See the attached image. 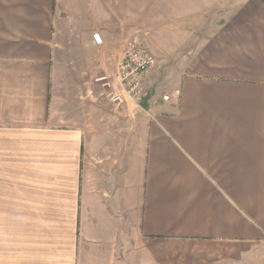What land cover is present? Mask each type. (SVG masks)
<instances>
[{
  "label": "crops",
  "instance_id": "0c3cea01",
  "mask_svg": "<svg viewBox=\"0 0 264 264\" xmlns=\"http://www.w3.org/2000/svg\"><path fill=\"white\" fill-rule=\"evenodd\" d=\"M0 264H264V0H0Z\"/></svg>",
  "mask_w": 264,
  "mask_h": 264
},
{
  "label": "built area",
  "instance_id": "2783aa9c",
  "mask_svg": "<svg viewBox=\"0 0 264 264\" xmlns=\"http://www.w3.org/2000/svg\"><path fill=\"white\" fill-rule=\"evenodd\" d=\"M92 39L96 46L102 45V39L98 32L92 34ZM153 63V56L147 49L142 48L136 42L127 45L114 77L115 86L109 82L103 84L110 88L106 94L107 98L113 103H122L126 98L139 99L143 95V82ZM105 79L103 77L96 81ZM168 99L167 95L162 97L163 101Z\"/></svg>",
  "mask_w": 264,
  "mask_h": 264
},
{
  "label": "rangeland",
  "instance_id": "374dc122",
  "mask_svg": "<svg viewBox=\"0 0 264 264\" xmlns=\"http://www.w3.org/2000/svg\"><path fill=\"white\" fill-rule=\"evenodd\" d=\"M131 43H133V42H131ZM131 43H127V45H129ZM141 46H142V48L146 47L145 49H147V47H148L147 44L146 45L141 44ZM161 64H163V61ZM173 73L174 72H172L170 70H166L163 65H157L155 60H154L153 66L147 74L146 83L143 87V90L147 91V92L150 91L153 94L156 91L157 93H162L164 95H167V91H166L167 86L166 85H167L169 78L172 77Z\"/></svg>",
  "mask_w": 264,
  "mask_h": 264
}]
</instances>
